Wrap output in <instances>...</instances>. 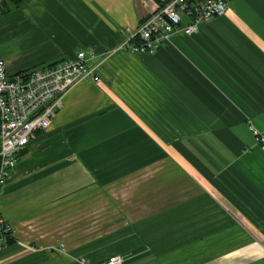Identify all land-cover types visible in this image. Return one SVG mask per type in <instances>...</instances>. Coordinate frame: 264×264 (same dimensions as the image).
I'll return each mask as SVG.
<instances>
[{"label": "crops", "instance_id": "crops-1", "mask_svg": "<svg viewBox=\"0 0 264 264\" xmlns=\"http://www.w3.org/2000/svg\"><path fill=\"white\" fill-rule=\"evenodd\" d=\"M157 6L22 0L0 14L10 75L86 50L99 76L17 154L0 264H264V142L250 128L264 132V0H231L154 53L121 49Z\"/></svg>", "mask_w": 264, "mask_h": 264}, {"label": "built area", "instance_id": "built-area-1", "mask_svg": "<svg viewBox=\"0 0 264 264\" xmlns=\"http://www.w3.org/2000/svg\"><path fill=\"white\" fill-rule=\"evenodd\" d=\"M231 0H162L157 9L138 27H127V37L120 48L131 53H154L175 33L195 34L200 25L225 13ZM188 19V22H185ZM96 55L80 50L74 57L32 72L10 75L0 58V192L17 164V154L25 149L35 134L51 127L62 106L65 93L81 81L99 82L95 66L88 64ZM264 142V132L250 127ZM11 225L0 214V245L6 243ZM65 249L64 244L61 246ZM87 263L85 258L80 259ZM120 255L101 264H123Z\"/></svg>", "mask_w": 264, "mask_h": 264}, {"label": "trees", "instance_id": "trees-1", "mask_svg": "<svg viewBox=\"0 0 264 264\" xmlns=\"http://www.w3.org/2000/svg\"><path fill=\"white\" fill-rule=\"evenodd\" d=\"M157 2L161 3L162 0H156ZM164 1H168V0H164ZM22 2V0H0V14H6L14 9H16L17 7H19L20 3ZM57 62L51 63L48 66H51L53 64H55ZM14 241L13 237L11 236V234H7L6 237V243H12Z\"/></svg>", "mask_w": 264, "mask_h": 264}, {"label": "rangeland", "instance_id": "rangeland-1", "mask_svg": "<svg viewBox=\"0 0 264 264\" xmlns=\"http://www.w3.org/2000/svg\"><path fill=\"white\" fill-rule=\"evenodd\" d=\"M144 210H145V209H142V208H136V210H135V217H138V216H140L141 214H143ZM147 210L149 211L150 209H147ZM106 212H107V211H106Z\"/></svg>", "mask_w": 264, "mask_h": 264}]
</instances>
